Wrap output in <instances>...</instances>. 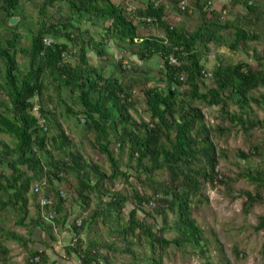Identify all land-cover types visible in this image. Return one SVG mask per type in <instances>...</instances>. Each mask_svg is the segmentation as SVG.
I'll return each instance as SVG.
<instances>
[{
	"label": "trees",
	"instance_id": "1",
	"mask_svg": "<svg viewBox=\"0 0 264 264\" xmlns=\"http://www.w3.org/2000/svg\"><path fill=\"white\" fill-rule=\"evenodd\" d=\"M28 1L38 11L36 22L25 15L22 0H0V26L10 32L0 38V214L14 211L15 226L27 229L2 230L0 263L12 259L5 240L23 247L24 264L46 263L48 255L33 246V235L54 214L50 222L69 225L73 239L67 250L81 264H166L173 247L191 248L202 264H235L213 259L195 213L209 201V187L220 186L226 196L241 200L245 214L264 205V140L239 148L238 170L231 173L220 165L233 154L216 142L237 125L248 136L258 129L264 138L258 114L264 111V49H258L264 41V0H228L220 9L216 0H148L135 8L114 0ZM238 5L246 11H237ZM11 16L21 21L12 26ZM83 22L96 31L83 29ZM25 33L29 42L22 46ZM46 38L53 42L47 45ZM111 45L125 50L117 62ZM220 47L244 52L254 62L220 61L208 70L213 48ZM91 53L114 70L107 73ZM19 54L28 60L25 70ZM127 55L138 62L158 59L160 67L128 65ZM60 104L83 125L82 137L106 156L110 170L80 150L59 115ZM203 105L217 108L231 125H210ZM242 179L253 190L238 189ZM117 181L127 186L116 189ZM61 183L72 190L70 207ZM41 197L54 205L43 207ZM75 206L80 225L70 220ZM98 225L117 241L99 232L89 236ZM255 230L264 231V214ZM236 253L244 255L238 248ZM118 254L126 260L117 262ZM261 254L264 259V241Z\"/></svg>",
	"mask_w": 264,
	"mask_h": 264
},
{
	"label": "rangeland",
	"instance_id": "2",
	"mask_svg": "<svg viewBox=\"0 0 264 264\" xmlns=\"http://www.w3.org/2000/svg\"><path fill=\"white\" fill-rule=\"evenodd\" d=\"M116 2H123L125 5L135 8L138 5H142L147 2V0H114ZM228 0H216L214 3L215 8H222V6L227 3ZM23 10L25 15L28 17L31 22H36L38 20V11L35 9L34 5L28 0H22ZM236 10L239 12H245L246 7L243 5H238ZM170 11V8H169ZM171 18L174 21H181V17L172 12ZM19 18L18 23L21 21L20 16H16ZM17 23V24H18ZM16 24V25H17ZM194 22H190L189 26H193ZM14 25V26H16ZM83 29H90L91 31L96 29L88 22H83L81 24ZM21 31H23L21 29ZM155 32L154 30H145L142 32L144 34ZM25 32V31H23ZM10 32L4 28V26H0V38L1 37H10ZM29 40L27 39L26 33L24 38L21 41L22 46L27 45ZM258 49H264V41L258 43ZM108 51L112 55V61L117 62L119 58L125 55V50L122 47L118 46H109ZM92 60L106 67L107 73H111L114 70L112 64H107L101 61L96 54L91 53ZM128 65L134 67H141L144 69L156 70L160 67V62L158 59H153L145 62L136 61L133 56L127 55ZM20 67L25 70L28 66V60L24 57V55L19 54L18 56ZM220 61L237 63L239 61H248L254 62L253 58L250 55H247L244 52H235L231 51L227 47H220L218 49L213 48L211 52L208 62L207 69L211 70L214 66ZM4 67L3 63L0 61V76L3 75ZM155 76V73H151V76ZM158 83H161L158 81ZM66 100L71 102L70 94L65 93ZM204 112L206 114L207 122L212 126H217L220 124L231 125L229 120L223 119L220 112L217 108L206 107L203 105ZM66 107L64 104H60L58 111L62 121L65 123L67 127L71 129L72 135L79 145L78 147L84 153L85 156L93 158L95 161H98L105 169L110 170V163L108 162L105 155H102L96 151H94L88 140L82 137L84 132V127L75 117H71L66 112ZM36 112V111H35ZM258 114L261 119L264 118V111L258 110ZM146 116V115H144ZM264 140L262 136V132L260 130H253L252 135L248 136L243 130L241 125H237V129H234L231 136L228 138L217 135L216 142L218 147L226 148L233 156L230 161H223L220 165L222 171H226L231 173L232 170H238V168L234 164V157L236 151L239 148L249 149L252 144H256L262 142ZM261 159H255V163H258ZM123 170H127L125 166H122ZM37 183V182H36ZM36 183L34 185H36ZM33 185V187H34ZM126 184L123 182L116 183V189H124ZM139 186V185H138ZM236 187L238 189H250L253 190L254 186L249 184L246 180L242 179L237 184ZM61 188L64 190L65 195L68 198L67 206H72L73 196L72 190L68 187L67 184L61 183ZM33 190V189H32ZM223 188L218 186L216 188L209 187V201L205 202L199 210L195 213L198 221L204 226L206 230V235L209 238V244L211 249V255L214 260L218 262L226 261L227 259H231L235 264H264V259L261 254V248L264 241V231H256L255 226L258 223V217L260 214H264V205L256 206L253 211L249 214H245L243 212V205L241 200H232L230 197L226 196L222 193ZM76 205V204H75ZM80 209L75 206V210L73 214L70 216V220L81 219L82 216L79 215ZM30 212L33 216H36L37 211L34 205V200L31 199L30 203ZM0 228L12 229L20 233L27 232L26 228L17 227L14 224V211L3 212L0 214ZM49 220V219H48ZM47 225V224H46ZM54 235H60L59 239L62 238L60 231H64V227L62 224L57 223L56 227L52 229ZM59 230V231H58ZM99 232L100 236L111 241H117L116 236L110 233L107 227H103L101 225L94 226L87 233L89 236H94ZM8 244L15 245L14 250H18V248H22L25 253L24 259L21 261L19 258L12 261L10 264H24L26 259V251L23 247L17 243L16 241H8ZM219 241V242H218ZM120 242H118V245ZM236 248L238 250L244 252L237 256ZM21 250V251H22ZM169 256L165 257L166 264H202L203 260L200 256L193 253L191 248L188 249H179L173 247L169 251ZM117 262L119 260H126V257L123 254H118Z\"/></svg>",
	"mask_w": 264,
	"mask_h": 264
},
{
	"label": "crops",
	"instance_id": "3",
	"mask_svg": "<svg viewBox=\"0 0 264 264\" xmlns=\"http://www.w3.org/2000/svg\"><path fill=\"white\" fill-rule=\"evenodd\" d=\"M55 227L56 225L48 220L47 225L44 228H36L33 235V246L41 251H46L48 255V261L44 264H81L79 257L75 253H69L67 250V247L71 244L73 239V234L71 233L69 225L63 226L65 230L62 232L60 231L62 236L60 240H58L60 235H54L52 230ZM3 229L6 228H0V234ZM6 242L5 240V244L11 249L12 256L9 264L17 258L22 261L25 256L22 248L14 250L15 245H10Z\"/></svg>",
	"mask_w": 264,
	"mask_h": 264
},
{
	"label": "built area",
	"instance_id": "4",
	"mask_svg": "<svg viewBox=\"0 0 264 264\" xmlns=\"http://www.w3.org/2000/svg\"><path fill=\"white\" fill-rule=\"evenodd\" d=\"M52 42H53V39H52V38H46V39H45V43H46L47 45H50ZM172 62L177 63V60H176V59H172ZM35 111H36V114H38L37 107L35 108ZM34 190H35L36 192H40V186L37 184V185L35 186ZM40 202H41V205H42L43 207L46 206V205H48V206H50V207H51L52 205H54V200H53L52 198L41 197V198H40ZM53 217H54V214H50V217H49L48 219L51 220ZM77 224H78V225L82 224V219H78V220H77ZM37 259H38V258H37Z\"/></svg>",
	"mask_w": 264,
	"mask_h": 264
},
{
	"label": "water",
	"instance_id": "5",
	"mask_svg": "<svg viewBox=\"0 0 264 264\" xmlns=\"http://www.w3.org/2000/svg\"><path fill=\"white\" fill-rule=\"evenodd\" d=\"M18 21H19V18L18 17H16V16H11L10 17V24L12 26L16 25L18 23Z\"/></svg>",
	"mask_w": 264,
	"mask_h": 264
}]
</instances>
